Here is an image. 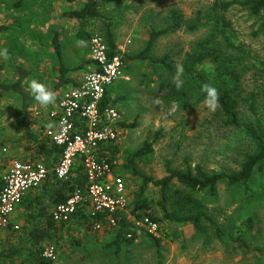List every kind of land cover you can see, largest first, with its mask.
Returning a JSON list of instances; mask_svg holds the SVG:
<instances>
[{
    "label": "rangeland",
    "instance_id": "rangeland-1",
    "mask_svg": "<svg viewBox=\"0 0 264 264\" xmlns=\"http://www.w3.org/2000/svg\"><path fill=\"white\" fill-rule=\"evenodd\" d=\"M85 1L0 0V27L10 28L0 33V53L6 52V55H0V67L2 64L6 66L4 70L0 69V83L16 81L15 62L23 64L28 70H36L30 80L36 79L49 87L55 86L59 78L58 61L51 48L55 32L60 36L66 67L76 70L68 77L79 82L92 66V39L84 41L81 36L85 32L91 38L99 36L102 24L71 21L65 14L79 10ZM19 3L23 7L17 9ZM214 3L215 0L101 2L102 11L115 24L117 44H123L122 50L126 46V56H137L146 48L150 27L163 32L180 26L159 36L150 53L154 59L167 57L172 70L160 66L150 67L145 62L129 60L125 56L124 78L110 90L111 97L120 99L115 108L121 112L122 122L132 126L122 129L117 147L113 149L116 152L115 173L126 185L130 206L139 192L141 182L126 167L129 166L130 156L136 154L146 142L154 143L153 152L136 159L135 165L140 172L156 180L168 175V163L173 169H185L186 158L193 167L201 165L210 174L234 173L239 171L243 155L255 151L245 134L225 125L219 108L215 112L207 109L192 79L184 71L186 66L191 67L196 81L217 88V79L220 77L218 65L210 58L198 61L204 53L201 44L214 32L212 24L208 23L215 13ZM219 14V18L229 24L225 34L216 39L221 42V49H227L220 61L224 63L228 57L225 61L231 62L229 71L238 73V93L243 97L252 92L259 94V112L264 121V96L261 93L264 75L256 77L262 67L255 64L256 61H264V30H260L263 21L251 17L250 13L239 7ZM194 25L195 29H192ZM226 37H230L235 46L229 47ZM244 57L246 59L243 60ZM178 66L183 68L181 79L184 85L181 89H177L173 82ZM126 76L130 82H126ZM235 85L230 87L234 88ZM26 89L30 93L28 83ZM70 89L71 86H66L56 96L61 98ZM58 101L47 108L37 104L31 109L32 114L43 117ZM20 104L19 96L7 95L0 99V140L6 142L0 155V176L10 170L13 162H30L35 155L34 150L25 146L22 124L16 115ZM37 111L40 115H37ZM239 114L245 121L254 118L246 104H241ZM254 181L252 188L256 197L249 205L245 204L246 198L241 188L229 187L225 182L218 187L215 198H210L207 193L199 194L197 198L207 201L206 211L215 217L227 233L235 238L241 234L254 249H262V253L237 248L229 235L222 243L212 228L207 229L206 237L192 225L168 222L160 206L161 190L153 185L147 187L144 196L150 206L149 212L161 219L160 249L145 230H139L135 244L124 245L117 255V249L112 246V234L104 227L88 230L84 223L65 228L58 225V236L52 244L45 245L46 250H55L52 259L54 264H264V178L257 175ZM175 189L184 190V187L175 182L171 194ZM18 212L11 225L23 232V220H17ZM87 213L93 216L90 206ZM141 213L144 214L143 211ZM250 217H253L256 225L249 232L244 222ZM8 236V228H0V245L7 242ZM22 260L14 264H25Z\"/></svg>",
    "mask_w": 264,
    "mask_h": 264
},
{
    "label": "trees",
    "instance_id": "trees-1",
    "mask_svg": "<svg viewBox=\"0 0 264 264\" xmlns=\"http://www.w3.org/2000/svg\"><path fill=\"white\" fill-rule=\"evenodd\" d=\"M70 1L73 2L75 0ZM22 7L23 5L20 3L16 5L17 9ZM234 7L244 9L250 13L251 17L263 21L260 30H264V0H215L213 5L215 13L210 21H208V23L212 24L214 32L207 41L201 44V48H204V53H202V57L198 61L203 62L206 58H210L212 62L218 65L220 77L217 79L219 83L216 89L219 93V113L223 116L226 126L240 130L254 145L255 151L253 153L243 155V161L239 171L234 173L223 172L219 174H210L201 165L193 167L189 159L186 158L185 169H173L168 163V175L162 180H156L140 172L135 165L136 159L146 157L153 152L154 143L146 142L136 154L130 156L128 160L129 166L126 167L127 169H131L130 172L132 175L141 182L139 192L133 204L128 208L129 215L127 213H117L113 215L100 213L91 217L87 213L89 203L86 202L79 208L70 222L66 224H57L52 218L53 209L67 203L71 195L75 192H85L87 188L84 165L81 159H78L75 162L69 180L61 181L53 173L49 176L46 183L38 190L31 192L24 198L21 205L17 208V211H19L17 220H23V232H19L20 228L16 229L13 225L8 227L9 236L7 242L0 245V264H14L19 262L21 258L24 259L22 262L25 264H54L53 261L46 258L44 254L46 251L45 245L52 244L54 239L58 236V225H62L63 228H65L66 226L71 227L74 224L84 225V223L88 230L95 229V224H101L108 233L112 234V246L117 249L118 255L124 245L132 246L135 244L138 233L141 231L136 229L135 220L150 218L158 224L161 222V219L155 218L149 212L150 206L144 196L149 185L160 188L162 196L160 206L164 218L168 222L176 225H192L197 232L206 237L207 229L212 228L215 231L216 238L220 242L225 243V239L229 235L230 240L237 248L243 249L246 252L256 251L262 253V249H254L241 234H238L235 238L227 233L226 229L219 224L215 217L206 211L205 203L207 201L197 198V195L203 193H207L210 198H215L218 194V187L222 182H225L229 187L241 188L245 194V204L249 205L256 197L252 188L255 177L260 175L264 178V121L259 112V94L252 92L249 96L243 97L242 94L237 92L240 91L238 82L239 75L235 73V71H229L228 68L231 62L225 61L228 57L223 61L224 63H221L220 58L224 57L223 55H225L227 49L225 51L221 49V42L216 41L219 35L225 34L226 28L229 26L227 22L219 18V13H226ZM65 17L83 23L100 22L102 26L99 36L104 38L107 44L109 58L113 59L115 56L121 55V52L117 49L115 35L113 33V20L107 17L102 11L100 0H87L79 10L69 12L65 14ZM175 20L179 23L177 17ZM179 27L178 25L167 31L176 30ZM150 28V39L146 48L137 56L130 57L124 55V57L126 56L129 60L145 62L150 67L155 68L160 66L172 70L171 65L167 63V57L163 59H154L150 56L159 36L164 35L167 31L158 32L153 26ZM9 29V27H0V33L8 31ZM192 29H195V25ZM59 37V33L55 32L51 44V48L55 51L59 65L58 83L55 86H51V89L56 95L57 93L59 94L64 87L71 86L74 88L78 84L68 77L71 72H76V70H70L66 67ZM81 38L84 41H90L93 37L91 38V35L85 32ZM230 40V37L225 38L227 45L229 47L235 46ZM244 59L246 58L244 57L243 60ZM255 64L262 67L257 71L256 75L258 76L256 77H263L264 61H256ZM13 67L15 68L18 78L16 81L9 84L0 83V99H3L7 95L19 96L21 104L16 115L22 124L21 129L26 142L25 146L35 152V155L31 158V163H42L47 167L56 168L63 153V148L53 144L46 136L45 130L49 122L46 116L42 117L41 115L36 116L32 114L31 109L37 105V102L31 94L26 91L27 83L32 75L36 73V70H28L23 64L15 62ZM5 68L6 66L4 64L0 67L1 70ZM184 71L186 76L192 79L193 85L200 97L205 99V93L202 91L203 84L193 78L192 68L186 66ZM224 74H227L226 78ZM234 83H236L235 87L231 88L230 86ZM261 93L264 96V88ZM58 100H60V98L56 96L55 103ZM119 100L120 99L111 97L110 92H108L107 97L102 102V110L107 107H115ZM241 104L247 105L250 114L254 117L253 120L245 121L240 117L239 108ZM120 127L121 129L132 128V126L123 122L120 123ZM5 143V141L0 140V155ZM116 147V144H111L106 149L105 156H108L111 162L115 161L116 152L113 149ZM175 182L183 186L184 190L175 189L171 194V187H173ZM3 187L4 181L3 178L0 177V193ZM141 211H143L144 214H142ZM112 221H115V225L112 224ZM255 225L256 222L253 217L248 218L244 222V227L249 232L254 230ZM142 231L145 232L143 229ZM146 235L155 246L160 249V239L147 233ZM77 242L79 243V241Z\"/></svg>",
    "mask_w": 264,
    "mask_h": 264
},
{
    "label": "built area",
    "instance_id": "built-area-1",
    "mask_svg": "<svg viewBox=\"0 0 264 264\" xmlns=\"http://www.w3.org/2000/svg\"><path fill=\"white\" fill-rule=\"evenodd\" d=\"M93 69L86 73L77 86L65 92L55 106L45 113L49 122L46 136L63 148L59 164L54 170L61 181L69 180L75 162L81 159L87 178L85 192L77 191L67 203L54 208L52 218L57 224L71 221L86 202L93 217L100 213H127L130 206L126 185L115 173V164L105 152L111 144H117L122 129V114L115 107L102 110V102L115 83L124 78L125 59L121 55L110 59L104 38L95 36L90 43ZM37 115L39 111H37ZM52 172L41 163L13 162L3 177L4 187L0 193V228H8L24 198L38 190ZM115 225V221H112ZM137 230L161 238L158 223L150 218L135 220ZM101 229V224H95ZM18 229V227H16ZM44 256L50 260L55 250L49 248Z\"/></svg>",
    "mask_w": 264,
    "mask_h": 264
},
{
    "label": "clouds",
    "instance_id": "clouds-1",
    "mask_svg": "<svg viewBox=\"0 0 264 264\" xmlns=\"http://www.w3.org/2000/svg\"><path fill=\"white\" fill-rule=\"evenodd\" d=\"M0 55H6V52L0 53ZM182 74L183 68L182 66H178L176 75L173 77V82L177 89H181L184 85V80L181 79ZM28 88L31 96L41 108H47L55 103L56 94L48 85L36 79H32L28 82ZM202 91L205 93V106L210 112H215L220 106L219 93L217 89L210 84H204L202 86Z\"/></svg>",
    "mask_w": 264,
    "mask_h": 264
},
{
    "label": "crops",
    "instance_id": "crops-1",
    "mask_svg": "<svg viewBox=\"0 0 264 264\" xmlns=\"http://www.w3.org/2000/svg\"><path fill=\"white\" fill-rule=\"evenodd\" d=\"M100 2H102V0H100ZM106 16H107V15H106ZM107 17H109V16H107ZM109 18H111V17H109ZM71 21H75V22H77V20H71ZM113 23H114V22H113ZM114 28H115V24H113V33H114ZM114 35H115V34H114ZM115 40H116L117 49H118V50H122V45H123V44H121V45H118V44H117L116 36H115ZM123 48H124V47H123ZM125 49H126V46H125ZM125 49L122 50L123 53H124ZM125 53H126V52H125ZM125 53H124V55H125ZM92 69H93V66H91V70H92ZM125 73H126V72H125ZM72 80H73V79H72ZM125 80H126V82H130V78H129L128 76L125 77ZM74 81H75V80H74ZM77 83H78V82H77ZM68 91H69V90H68ZM45 113H46V112H45ZM45 113H44V114H45ZM52 143H53V142H52ZM53 144H54V143H53ZM60 158H61V157H60ZM29 161L31 162L32 160H29ZM36 162H39V161H36ZM41 164H42V163H41ZM58 164H59V163H58ZM43 165H45V164H43ZM45 166H46V165H45ZM46 167H47V166H46ZM47 168L52 172V174L54 173L55 168H52V167H51V168H50V167H47ZM6 174H7V173H6ZM6 174H5V175H6ZM54 174H55V173H54ZM5 175H4V176H5ZM4 176H0V177L3 178ZM45 183H46V182H45ZM35 191H36V190H35ZM33 192H34V191H33ZM30 193H31V192H30ZM30 193H29V194H30ZM29 194H28V195H29ZM28 195H27V196H28ZM27 196H26V197H27ZM53 210H54V209H53ZM15 214H16V213H15ZM14 216H15V215H14ZM14 216H13V218H14ZM13 218H12V220H13Z\"/></svg>",
    "mask_w": 264,
    "mask_h": 264
}]
</instances>
